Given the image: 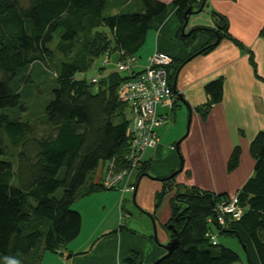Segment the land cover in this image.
<instances>
[{
	"label": "trees",
	"instance_id": "1",
	"mask_svg": "<svg viewBox=\"0 0 264 264\" xmlns=\"http://www.w3.org/2000/svg\"><path fill=\"white\" fill-rule=\"evenodd\" d=\"M130 2L135 6L129 7ZM112 4L118 9L122 6L121 10L108 14ZM171 5L183 25V13L201 4L172 0ZM166 7L164 0H0V158H7L0 159V264H41L45 253L64 250L81 229V215L73 204L104 190L100 184L89 183L93 172L112 159L124 167L129 147L128 107L117 91L139 70L124 74L116 67V72L103 75V62L96 83L87 81L84 74L96 58L108 57L111 42L121 54L117 65L137 58L154 19ZM212 14L219 20L218 29L195 28L188 35L179 34L185 47L199 34L209 41L186 61L173 60L166 68L171 88L180 67L214 49L217 37L219 41L225 37L226 18ZM54 41L57 52L67 58L76 46L82 57L89 44L90 60L82 62L78 57L55 65V51L50 48ZM35 65L53 74L56 82L52 100L44 107L50 132L39 137L31 124L14 116L24 111L20 90L32 83L30 71ZM204 92L208 104L203 111L197 110L202 119L222 101V78L207 83ZM248 149L254 161L253 176L237 193L243 214L220 229L219 236L238 242L245 264H264V131ZM240 156L241 149L234 147L226 164L228 173L238 168ZM146 170L143 163L138 176H147ZM173 179L162 180L163 191L156 195L155 208L166 192L176 189L171 218L163 229L177 244L156 264L240 263L236 252L212 245L205 237L214 206L226 196L173 185ZM168 226L173 230H167ZM125 264H138L137 256L131 254Z\"/></svg>",
	"mask_w": 264,
	"mask_h": 264
},
{
	"label": "crops",
	"instance_id": "2",
	"mask_svg": "<svg viewBox=\"0 0 264 264\" xmlns=\"http://www.w3.org/2000/svg\"><path fill=\"white\" fill-rule=\"evenodd\" d=\"M164 1L165 12L154 19L144 45L135 55L138 70L156 52L171 56L175 62L186 61L209 39L199 34L190 47H185L179 40L180 32L188 35L195 28L218 29L219 20L212 13L227 15L225 37L208 53L187 61L175 75L173 89L178 101L174 110L158 109L166 119L165 127L181 109L178 104L186 106L187 131L182 122L165 127L158 145L144 152L147 176L133 175L130 179L136 186L134 192L110 191L118 194L119 200L102 203L101 210L96 204L75 201L72 208L81 215L78 237L58 254L45 253L41 264H125L131 254L137 256L138 264H154L166 254L163 245L169 238L163 225L171 218V200L176 192L175 188L166 192L155 208L156 195L163 191L162 180L174 177L173 185L228 199L253 176L254 161L248 148L264 131V0H232L230 4L228 0H194L205 6L200 13L188 16L184 29L172 0ZM236 16L242 19L240 24ZM218 78L223 80L222 101L202 119L197 110L203 111L209 101L204 87ZM234 147L241 149L239 166L228 173L226 164ZM104 167L100 163L89 183L99 184ZM234 240L219 238V244L236 252L245 264L243 250Z\"/></svg>",
	"mask_w": 264,
	"mask_h": 264
},
{
	"label": "built area",
	"instance_id": "3",
	"mask_svg": "<svg viewBox=\"0 0 264 264\" xmlns=\"http://www.w3.org/2000/svg\"><path fill=\"white\" fill-rule=\"evenodd\" d=\"M173 58L165 53L156 52L148 58L146 65L129 81L120 86L118 97L128 107L129 147L125 155L124 167L119 168L112 159L104 167L99 184L106 191L134 192L136 186L130 182L138 175L143 164L146 150L154 149L160 140L159 131L165 125V118L158 114L159 108L171 111L177 100L173 88L169 86L166 68ZM124 74L139 69L138 59L129 57L117 65ZM138 71V70H137ZM98 78H92L96 83ZM243 214L238 195L219 201L213 208V218L207 220L205 237L212 245L219 244L220 229L238 221Z\"/></svg>",
	"mask_w": 264,
	"mask_h": 264
},
{
	"label": "rangeland",
	"instance_id": "4",
	"mask_svg": "<svg viewBox=\"0 0 264 264\" xmlns=\"http://www.w3.org/2000/svg\"><path fill=\"white\" fill-rule=\"evenodd\" d=\"M230 2H234L232 0H228L227 4H230ZM237 3V2H235ZM122 6L118 9L115 7L113 4L109 6L107 13L108 14H113L118 11H120ZM218 14H221L224 16L227 20V15L218 12ZM106 15V14H105ZM235 16V14H232ZM238 16L235 17V21L237 24H240L242 19H238ZM233 21L232 19L230 22ZM187 24V23H186ZM184 25V23H183ZM181 35L182 32H181ZM206 36V35H205ZM207 37V36H206ZM208 38V37H207ZM209 39V38H208ZM53 51H55V65H59L61 62H66V61H75L80 57V55L77 53V50H79L78 46H76L74 49V53L72 54V57L70 56L67 58L66 56L60 54L57 52V42L54 41L50 47ZM86 52L83 53L82 57V62H86L90 60V56L92 55L90 45L87 44L86 46ZM73 49V50H74ZM110 54L107 56H101L99 58H96L94 60V63L92 66L87 70V72L84 74V77H86L87 81H91L92 78H96L99 76V69L100 67L102 68V63L105 62L104 66V73L103 75H108L110 73L116 72V67L117 63L120 59L121 54L119 51L115 48L114 44L111 42L110 43ZM148 47H146L145 50H147ZM69 59V60H68ZM175 65V64H174ZM31 75V84H28L27 86H24L21 88L20 93L23 99V107L24 111L23 112H17L14 114L15 117H19L22 122H26L28 124H31L32 127L34 128L36 136H44L50 132V130L47 128L46 123H45V116H44V107L45 105L52 100V89L55 88V80H54V75H49L46 71H44L42 68H40L38 65L33 66L32 70L30 71ZM1 78V77H0ZM1 80V79H0ZM97 90V87L95 86L92 89V92H95ZM181 106L180 110H177L174 112L173 116L169 119L167 126H172L174 124H182L185 125V133L187 131L188 127V122H189V116H188V108L186 106H183L182 104H178ZM165 126V127H167ZM165 127L160 129L159 134L161 138L163 137V133L165 132ZM184 133V134H185ZM1 160H7V158H0ZM112 191V190H110ZM106 191V190H101L100 192L93 193L85 197L79 198V200L82 203H93L96 204L98 207L102 206V203L104 202H112V201H117L119 200V195L115 194L113 192ZM99 210H101V207H99ZM151 226L153 225V222L150 221ZM165 232V230L163 229ZM220 239L224 240V237H219ZM234 240L233 242H235ZM165 245H163L164 247ZM240 246V245H239ZM236 264H241L236 263Z\"/></svg>",
	"mask_w": 264,
	"mask_h": 264
},
{
	"label": "water",
	"instance_id": "5",
	"mask_svg": "<svg viewBox=\"0 0 264 264\" xmlns=\"http://www.w3.org/2000/svg\"><path fill=\"white\" fill-rule=\"evenodd\" d=\"M204 6H205V3L203 2V4L200 6V8L197 11L194 12L193 8L190 7L183 13V19H184L183 29L186 26L188 16H190V15H192L194 13H200ZM218 43H219V37H217L214 45H217ZM176 77H175L174 84L176 83ZM174 90H175V88H174ZM179 99H180V101H182L183 100L182 96L179 95ZM167 230L172 231L173 227L172 226H168ZM176 244H177L176 240H169V242L163 247L165 249V251H166V254L169 255L175 249ZM154 264H156V262Z\"/></svg>",
	"mask_w": 264,
	"mask_h": 264
},
{
	"label": "clouds",
	"instance_id": "6",
	"mask_svg": "<svg viewBox=\"0 0 264 264\" xmlns=\"http://www.w3.org/2000/svg\"><path fill=\"white\" fill-rule=\"evenodd\" d=\"M174 93L177 95L176 91L173 89ZM177 98H178V95H177Z\"/></svg>",
	"mask_w": 264,
	"mask_h": 264
}]
</instances>
